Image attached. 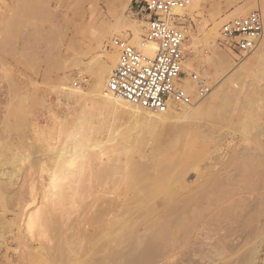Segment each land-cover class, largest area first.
I'll list each match as a JSON object with an SVG mask.
<instances>
[{
  "label": "bare ground",
  "instance_id": "obj_1",
  "mask_svg": "<svg viewBox=\"0 0 264 264\" xmlns=\"http://www.w3.org/2000/svg\"><path fill=\"white\" fill-rule=\"evenodd\" d=\"M120 1L122 2L123 0L115 1L114 3V33L116 36H120L123 35V31L128 30V28L131 29L133 37L129 40L137 47L141 41V35L144 33L143 26L134 24L135 22L133 23V20H131L132 18H129L128 15L125 17V13H121L123 8L119 7L118 9L120 10L121 8L122 10L120 12L118 11L116 2L121 3ZM132 1L133 0H127L125 3H121L124 4L125 11L127 8H130ZM193 1H195V9H197L199 3L197 0ZM188 9H190V7ZM250 10H260L264 18V0H250L248 4H244L233 11L229 18L232 20L240 16H245L251 12ZM177 14L184 20V17L187 16V9L178 11ZM28 16L30 17V15ZM104 31L105 30L101 31L97 38V43L100 47L107 40V32L105 33ZM213 35L215 36L214 43H216L217 28ZM191 38L193 41L195 40L193 36H191ZM187 43L188 39L186 41V44ZM192 48L193 47H189L188 50ZM155 50L156 46L151 45L145 50V53L153 55ZM217 50L219 51V48H217L216 51ZM193 53L192 51L191 54ZM215 53L210 58L211 64L216 66L217 69L224 70L228 61L225 62L223 59H225L227 55L223 56V58L221 57L223 54L218 56V54ZM76 55L74 56L76 57ZM74 56L72 58H74ZM263 57L264 31L257 49L253 52V56H249L248 61L243 63L241 61V63L236 66H231L230 64L231 68H233L231 70L228 69L229 71L227 72H233L231 73L233 74L232 76L239 75L240 77L243 71H247V73L249 71L250 73L253 70L252 68L256 66L257 69L262 72V77L264 76ZM117 58V54L109 55L106 58L100 56V60H98L99 62L96 67L90 68V66L84 70L87 76L89 72L91 74L92 72L96 74V80L91 92H87L88 90L86 89L75 90L74 88H69L70 92L66 93L67 88L61 85L56 86V88L58 87L61 90L62 95L66 94L68 98H79V102L81 100H91L89 102H93L96 114L92 112L95 114L92 115L90 113L91 110L88 111L90 108H88V110L87 108H83V113H80V115L77 114L78 117L74 120L75 122L72 121L74 123L72 126L61 124V129L59 131V133L61 132L62 138L61 146L55 150V152H52L54 159L46 169L45 178H42V184L45 185L46 188L41 198L43 202H41L34 193L30 201H27L25 197L21 198V220L18 236L21 238L22 246L25 250L23 254H21L25 257H22L25 260H22L21 264H264V142H261V140L259 142L255 141V146L246 152L244 151L245 153L243 152V156L240 157V160H234L235 162L232 164L229 163V165L225 167L226 171L228 170L227 172L225 171V173H223V168L220 170L221 173L215 171L216 165H210L214 170L204 166L195 170L194 172H196V174L194 178H192L193 176L190 177L189 174L192 173L193 164H196L195 160L196 162L199 160L196 159V153L194 152V147L196 145L194 137H196V133L193 139H189V150L187 149L190 151V153L188 152L189 154H184V152L182 156H179V153H174L179 157H175L174 155L169 157L167 155L170 152L167 154L168 150L164 151V148H166L164 147L162 150L167 155L161 151L162 154L157 152V160L152 156L154 161L151 163L141 162L138 160L139 158L136 160L134 158L135 155L131 154V151L133 152L134 150L130 151L129 149L132 147L130 148L129 145L134 143V140H132V143H129V145L126 144L128 140L124 141L125 139L122 141H124L123 143L126 145L116 143L115 136H112V134L109 135L106 140L107 142L98 139L97 133L99 132V127L102 125L96 126L93 124L92 126L91 124L94 123L93 121L95 119L101 118L102 120L107 113L110 114L115 112L118 105L126 106L132 111L141 112L138 107L130 105L120 98L106 95L107 84L113 68L117 65ZM193 58L194 57H192V60L194 61ZM228 59L230 61L231 58L228 57ZM192 60L190 59V62H192ZM81 61L82 60L77 57L74 59L73 63H71L70 67H65V65L63 68L66 70L69 68L73 71L80 66H86ZM190 62L186 65L187 68L192 67L191 64H193V62ZM60 70L61 72L65 71L62 68ZM253 72L255 75L256 72ZM71 76L72 75H65L63 78L64 82L71 81ZM63 79L60 81H63ZM183 80L186 88L190 92H194L195 85L190 78L187 77ZM228 84L227 81L218 87H213L214 89L207 97L208 99L210 97V103L207 101L208 99L206 100L207 103H209L207 107H205L204 104L202 105L204 107L199 104L196 105L197 103L195 104L196 106L193 105L194 107H181L183 118L188 121H197L201 117L203 119L205 115L207 116L215 111L218 112L222 110L223 113H226L227 122L229 121L231 125H241L242 129L244 127V131L246 128L248 129L249 126L252 128L254 125V123L252 125L253 119L255 118L254 116L257 115H252L253 112L255 113V111H252L253 106L255 107L256 104L254 103L263 98L264 94L262 98H260L261 95L259 97V94L264 93L263 88L261 89L259 86H256L259 90L255 88L252 93H247L249 95L247 98L245 97L246 102L242 103V106H239V110H237L238 108L232 110L236 103V101L233 102L234 98L236 94H239V91L236 93V89H233V93L230 92V90L226 89ZM260 90L262 93H260ZM240 96L238 98H241ZM236 100L239 102L240 99ZM262 100H264V98ZM84 101L82 102L84 103ZM85 107H87V105ZM220 107L222 109L218 110ZM172 110L171 108L166 114L155 115L156 121L158 123L169 121L171 116L169 118H166V116L168 114L171 115ZM233 111L236 112V114H234ZM232 112L234 115L228 118L227 114L229 113L231 115ZM135 114L137 113L133 115ZM113 115L115 116V114ZM113 115L111 114V117ZM221 115H218V121ZM234 117H237L239 121L233 120ZM226 119L224 118V120ZM254 121L257 120L254 119ZM238 125H236V127ZM103 127H105V125ZM157 129L159 130V128ZM234 132L237 133V131ZM238 132L240 133V131ZM250 135H253V133ZM147 136L149 135H145V138ZM141 137L144 138L143 134ZM262 137L264 136L262 135ZM141 139L139 141H141ZM251 141L253 142L254 140H250V142ZM144 142L146 144L147 141ZM104 143H106V145L112 143V145L109 146L108 144V147H105ZM139 144L141 148L144 145H142L141 142ZM175 147L173 146V148ZM243 148H245V146ZM168 149L171 148L168 147ZM140 151L138 150L137 153ZM199 151L200 150H198V152ZM172 154L171 151V155ZM206 164L207 163H205V165ZM89 168L101 172H99L98 175L100 177L93 176L92 182L91 180L89 182V185L91 183L93 185L88 186L90 188H97V193L100 195L95 199L91 198L93 195L90 188L88 189L91 191L85 190L86 192L83 191L84 193L81 192L82 194H79L81 189H78L82 185H80V181L83 172ZM91 172L92 171H90V174ZM4 175L6 174L4 173L2 176ZM11 180L9 181L11 182ZM1 188L0 190L2 192L5 188ZM84 194L87 197H82ZM79 196L84 200L82 198L79 199ZM0 197L1 199L3 198L2 195ZM86 198L91 199L88 204L85 202L87 204V213L91 215V224L89 226V223H87L86 232L83 234L84 231L82 232V230H80L76 232L71 226L77 218H73L72 215L79 214V206H81L82 202L86 201ZM80 200L82 202H80ZM63 203L66 204V206L68 204V208L64 206L63 210L60 212L57 207L61 206ZM86 221L87 219L83 222ZM95 225L97 226L94 227ZM4 230L3 228L2 233L5 232ZM92 235V238L97 241L99 245L98 248L96 247L95 249L97 243L92 242L93 257L92 254L90 255L91 257L88 256L91 252L87 254V256L84 254V256L81 255L78 257L76 253L82 249L78 248L82 245V239L85 236L90 240ZM1 236L3 235L0 230V238ZM0 241L2 240L0 239ZM84 248L85 247H83V251Z\"/></svg>",
  "mask_w": 264,
  "mask_h": 264
},
{
  "label": "rangeland",
  "instance_id": "obj_2",
  "mask_svg": "<svg viewBox=\"0 0 264 264\" xmlns=\"http://www.w3.org/2000/svg\"><path fill=\"white\" fill-rule=\"evenodd\" d=\"M115 1L119 0H0V188H5L2 192L0 190V194L2 193L1 195L3 197L2 199L0 197V204L2 203L0 205V230L3 235L0 238L2 240L0 241V264H21L22 260H25L22 258L24 256L21 255L25 250L22 246V240L18 236L21 220L20 200L22 197H25L27 201H30L33 193L37 195V198L40 199V201L42 200L41 198L46 190L45 185L42 184V181L46 176V169L54 159L52 152H55V150L61 146V132L59 133L61 124L72 126L76 117H78L80 113H83V108H87V110L90 108L88 111L91 110L90 113L92 115L96 114L93 102H89L91 100H86V104V101L84 100L79 102V98H68L66 94L62 95L61 90L58 87L56 88V86L61 85L62 87L67 88L66 93L70 92L69 88H74L75 90L86 89L88 90L87 92L92 91V87L96 80V74L93 72L91 74L89 72L87 76V74L84 73V70L90 66V68L96 67L99 62L98 60H100V56L106 58L109 55L117 54L110 48L111 39L116 36L113 29V25L115 23V16L113 13ZM126 1L127 0H123L120 2L125 3ZM197 1L199 3V7L195 9V1L190 0V4L186 8L187 16L184 17L185 21L182 18L178 19L188 31V43L185 45L183 77L187 78L193 72H204L210 76L213 87H218L228 81L229 84L226 89L230 90L232 93L236 89V93L239 91V94H236V96L241 95L240 97L242 99L238 98L239 96H235L233 101H236L237 105L236 103L235 105L233 104L234 106L232 110H234V108H238L237 110H239V106H242V103L246 102L245 99L249 95L247 93H252L255 88L256 90H259L257 88L258 86L264 90V76L261 77L262 72H260L256 66L252 68L253 70L250 72L252 74H250L249 71L248 73L247 71H243L241 73V76L244 74L242 77H239V75L232 76L233 74L231 73L233 72H227L233 68H231L232 65L236 66L241 63V61L242 63L248 61L249 56H253V53L248 56L238 58L230 51L219 45V37L221 27L224 23L231 20L229 17L232 12L240 6L248 4L250 0ZM116 3L117 9L119 7L123 8V10L120 8L118 11L120 12L122 10L121 13H125L124 15L126 17L129 14V8L125 11L124 4L119 2ZM189 7L190 9H188ZM28 15H30V17ZM131 20H133L132 22H135L134 24L136 25L138 24L144 26L142 22H138L135 19ZM216 28L217 39L216 43H214L215 36L213 33ZM103 30H105V33L107 32V40L100 47L97 43V38ZM123 32V35H120L122 38L131 39L133 37L131 29L128 28V30ZM143 35L144 33H142L141 38ZM191 36L195 39L194 41ZM189 47L193 48L188 50ZM217 48H219V51H216ZM192 51L194 52L193 54H191ZM214 53L218 54V56L223 54L221 57L227 55L231 58L230 61L227 56V58L225 57V59H223L225 62H230H227L224 70L217 69L216 66L211 64L210 58ZM74 55H76V57ZM73 56L74 58H72ZM77 57L80 58L82 60L81 62L87 67L80 66L79 68H75L73 71L69 68L67 70L63 68L65 65V67H70L71 63H73L74 59ZM192 57H194V61L192 60ZM190 59L193 62V64H191L192 67L187 68L186 65L189 64ZM61 68L65 70V73L61 72ZM253 71L256 72L255 75ZM65 75H72L73 77H70V80L71 78L72 80L64 82L63 78ZM79 75H84V77L87 78V82L82 83L80 87H73V84L78 79ZM61 79H63V81H60ZM260 93H262L261 90ZM263 94L264 93L259 94V97L261 95L260 98H262ZM207 99L208 98L196 101L197 104H195H199L201 106L204 104V106L207 107L210 103V97L208 100ZM236 99H240L239 102ZM206 100L209 103H207ZM261 100L259 99V101L254 103L256 104L255 107L258 108H255L254 106L253 110L251 108L252 111H255L252 115L257 114L254 116V119L257 121H254L253 119L252 125L253 123L254 125L252 128L251 126H249L248 129L246 128V132L244 131V127L243 129L241 128V125L236 124L238 125L237 127L234 125L235 129L229 121L227 122L228 119H226V113H223L221 107L218 110H221L222 113L221 111H215L218 115L224 114L223 116H220L221 121H218L219 116L216 115L215 112L208 114L207 116L205 115L203 119L201 117V120L198 119L197 121H188L183 118L182 108L174 106L172 108L173 113L171 112V115L168 114L169 116H166V118L171 116L169 121L158 123L155 119V115L157 114L148 112L147 110L144 111L141 108H139L141 112H136L130 110V108L126 106L118 105L115 112L110 114L107 113L106 115L108 116L104 115L102 120L101 118L95 119L93 121L94 123L91 125H102L99 127L97 137L100 140H105V142H107L106 140L111 134L112 136H115L114 138L116 143L129 145V143L131 144L132 140H134V143H132L133 145L131 144L129 147L133 148L135 146L134 148L136 149L131 148L129 150H134L133 152L131 151V154L136 156H134V158L136 160L139 158L138 160L144 163H151L154 161V158L157 160L156 154L160 151L165 153L164 151L168 150L167 154L169 152L170 153L168 155L166 153L165 154L169 157L173 155L175 157H179L182 156L184 152V154H187L188 152L190 153V151H188V144L191 140L190 138L193 139V136H195L196 133V137H194V140L196 141L194 152L196 153V159L199 160L197 161L198 163L195 160L196 164H193L192 173L189 174L190 177L193 176L192 178H194V175L196 174L194 171L199 167L204 166L210 169L211 166L216 165L217 170L215 169V171L221 173L220 170L223 168L222 172L225 173V167H227L229 163L232 164L235 162L234 160H240L244 151L246 152L255 146V141L259 142L261 140V142H264V137H262V135L264 136V100ZM82 101H84L85 105ZM195 104L194 106H196ZM86 105L87 107H85ZM233 112L231 115L228 113L229 115L227 114V117L231 118L230 116L236 114V112H234V114ZM134 113L137 114L133 115ZM111 114H115V116H112L114 118L111 117ZM224 118L226 120H224ZM233 120L239 121L237 117H234ZM104 125L105 127H103ZM157 128H159V130ZM149 129L153 133H151ZM234 131H237V133ZM238 131H240V133ZM251 132L253 135H250L252 134ZM142 134L144 138L141 137ZM147 134L149 136H147L146 139L145 135ZM140 139L141 141H139ZM122 140L128 141L125 144ZM250 140L254 141L250 142ZM144 141H147L148 143L146 142L145 144ZM138 142H141L142 145L144 144L143 147H145H142V149ZM112 143H108L109 146L112 145ZM158 143L161 144L159 145ZM104 144L105 147H108V144ZM173 146L175 148H173ZM244 146L245 148H243ZM168 147L171 149H168ZM163 148L164 151L162 150ZM138 150L141 154L137 153ZM170 150L173 153L172 155ZM198 150H200V154ZM174 153H179V156H176L177 154ZM205 163L207 164L205 165ZM208 165L211 166L209 167ZM211 169L214 170L213 167ZM89 170L92 171V176ZM93 171L94 170L89 168L83 172V176L80 181V185H82H79L80 187L78 188L81 190L78 192L80 194L81 192L84 193L87 190H92L93 196L91 198L95 199L100 195L97 193V188H90L88 186L93 185L92 183L89 185V182L90 180L92 182L93 176L97 177L100 171ZM4 173L6 175L2 176ZM9 180H11V182ZM85 196L86 195L84 194L82 197L85 198ZM82 197L79 196V199ZM85 200L86 201L84 202L80 200V202H82L81 206H79L80 212L77 215H72L73 218H77L71 226L76 232L80 230H82V232L84 231L83 234L86 232L87 223H89V226L91 224V215H88L86 208V205L91 199L86 198ZM63 204L57 207L60 212L63 210L64 206H66V204ZM86 219L87 221L83 222ZM96 226L97 225L94 227ZM3 228L5 229L4 233H2ZM92 237L93 235L91 236L92 240L90 239V241L88 237L84 236L82 239V245L85 247L84 251L85 249L86 251H83L82 245L78 247L79 249L82 248L81 250L78 249L80 252L78 251L76 253L78 254V257L81 255L84 256V254L87 256L90 252L91 253L88 256L92 254L93 257V243H97L95 249L96 247L98 248L99 245Z\"/></svg>",
  "mask_w": 264,
  "mask_h": 264
},
{
  "label": "built area",
  "instance_id": "obj_3",
  "mask_svg": "<svg viewBox=\"0 0 264 264\" xmlns=\"http://www.w3.org/2000/svg\"><path fill=\"white\" fill-rule=\"evenodd\" d=\"M189 4L190 0H133L128 17L144 24V35L137 47L121 36L111 39L110 48L118 59L106 95L154 114H165L174 106H193L211 94L213 86L208 74L191 73L194 92L186 88L183 80L188 31L177 12ZM263 31V14L254 10L224 23L219 45L242 58L257 49ZM151 45L156 46L153 55L145 53ZM85 82L87 78L79 75L73 87Z\"/></svg>",
  "mask_w": 264,
  "mask_h": 264
}]
</instances>
